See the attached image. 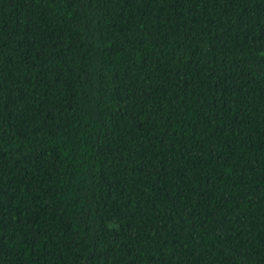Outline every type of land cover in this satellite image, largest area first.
<instances>
[{"label": "trees", "instance_id": "1", "mask_svg": "<svg viewBox=\"0 0 264 264\" xmlns=\"http://www.w3.org/2000/svg\"><path fill=\"white\" fill-rule=\"evenodd\" d=\"M0 264H264V0H0Z\"/></svg>", "mask_w": 264, "mask_h": 264}]
</instances>
